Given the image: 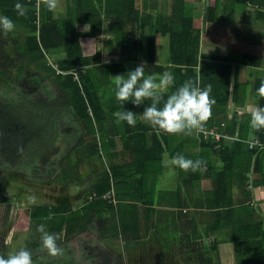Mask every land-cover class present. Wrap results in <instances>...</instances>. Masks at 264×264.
Wrapping results in <instances>:
<instances>
[{
  "label": "trees",
  "instance_id": "trees-1",
  "mask_svg": "<svg viewBox=\"0 0 264 264\" xmlns=\"http://www.w3.org/2000/svg\"><path fill=\"white\" fill-rule=\"evenodd\" d=\"M177 1L181 0H174ZM227 1L223 0V5ZM20 2L27 10L24 16H17L14 9L16 0H0V14L9 16L15 24L26 28L23 31L7 33L6 37L0 34V74L2 76L4 74L5 84L11 87L9 91L14 92L11 96L12 100H3L0 97L2 98L0 99V154L4 159L0 164V203H4L7 209L11 207L10 197L7 194L9 183L7 173L10 171L24 178L26 182L42 184L55 180L61 183L62 176L66 179L78 174L89 177L86 167L91 165L90 167L98 169L93 166L92 161H100L97 177L88 189V193L93 197L81 207L74 208L72 202L66 199L35 203L29 207L30 229L25 245L32 252L33 262L46 264L39 259L42 253H33L45 250L41 246V233L36 230L37 225H45V230L51 233H62L57 243L61 248H67L71 252L69 243L71 236L76 237L88 229L92 222H99L96 221L97 216H100L99 213L113 211L117 215L114 217L111 215L107 220L103 219L102 223L99 222L98 235L109 236L107 237L109 239H121L123 250L108 253L98 250L92 254L89 250H85L82 251L84 259L88 256L97 264H102V260H108V264H122L121 260H125V264H168L167 258L177 254L175 251L177 243L182 245L179 236L145 238L137 220L122 217L123 207L118 202V196H137V199L146 197L142 200V205L149 208L154 202L159 205V201L155 199L167 195V199L161 203L169 206L172 211L174 207L180 208L176 210L177 216L190 221L193 217L183 213L181 208L187 206L186 213L194 212V208L200 209V212L204 209L203 213L213 216L216 209L228 205V199L222 201L221 198L230 194L231 179L227 178L232 177L234 173L232 167H237L241 160L253 155L254 161L257 159V162H253V174L260 172V166L264 163L262 162L264 150L247 147L246 152L240 153L245 148L244 140L233 141L230 147V144L225 143L222 132L218 131L221 135L215 139L208 131L212 127L222 126L223 122L224 130L231 132L238 124L243 123L244 116L238 113H234L230 119L226 112L217 114L218 106H225L229 100L237 102L242 97L243 101L250 95L255 96L259 102H264V96H260L257 92L259 78L253 80L249 92L246 90L240 92L238 90L240 84L236 72L232 73L231 62L199 51L200 31L192 27L191 17L180 9L173 12V20L165 21L166 27L156 29L145 20L148 16L138 8L137 0H68L65 16L58 18L53 16V10L50 11L46 7V0H20ZM215 13L214 6L206 7L203 13L205 22L214 23ZM109 14L113 15V41L105 40L107 45H111L112 42L118 47L121 60L120 63H112L110 66H119L121 70L127 72L132 70L138 59L146 60L150 64L153 60L154 32L159 30L161 34L168 35L170 64L168 66L155 64L151 72L163 73L168 70L173 73L175 84L168 90L169 92L189 79L200 88L207 87L210 90V97L215 99V103L212 105L210 117L203 122L202 129L168 133L137 119L135 126L122 121L123 127L118 130L117 118L113 113L122 110L121 105L114 94L111 97L103 94V81H97L100 78L99 67L91 66L100 61L101 54L83 55L79 42L80 37L99 36L102 33L103 15ZM77 24H85L88 28L84 31L77 30ZM135 27L142 30L141 32L139 29L142 33L140 38L133 37ZM143 37H147L148 40L145 41ZM55 51H60L61 56L55 57L54 54L57 53ZM243 55L250 57L249 53ZM115 72L120 73L118 70ZM104 73L105 76L110 74L106 68ZM109 81L111 79L107 80V83ZM26 87L34 88L32 89L34 92L39 88L42 95L38 96L37 92L35 94L31 92L27 96L28 89L23 93ZM20 88L22 90H19ZM4 90L6 97L9 98L10 94L6 92V88ZM98 94L105 97L104 101L100 100ZM167 94L166 92L165 98ZM122 107L134 111L138 116L141 115L144 104L137 106L125 101ZM63 118L70 122L74 121L75 124L73 131H70L73 134L68 132L66 138H63L64 135L58 136ZM253 133L264 139V130H256ZM206 134L207 136H203ZM57 137L61 138L62 143L64 140L67 144L63 153L61 149L59 150L61 144L57 148ZM240 138L245 139L242 130ZM172 142L177 144L173 152L172 149L169 150L170 154L172 152L174 155L178 147L182 152L183 145L189 144V158L193 160L199 158L202 164L195 170L180 168L184 170L183 178L180 180V185L174 189L172 187L158 190L156 186L150 188L144 184L147 169L144 163L154 155V152L160 149L164 151ZM126 152L131 157L136 154L143 156V167L133 169V174L140 175L136 179L138 184L132 186L128 179L130 177H124V169L130 162L117 164L111 161L120 156L125 157ZM54 155L58 159L53 177L50 176L52 172H49L47 176L51 178L49 177L48 181L42 176L38 178L37 173H40L38 165L51 161ZM217 158L221 159L220 167L215 165ZM7 160L9 165L5 163ZM22 161L26 163L22 164ZM132 164L133 161L128 169ZM13 165L15 167L9 170L8 166ZM129 172L126 173L127 176L132 175ZM238 174L240 176L241 172ZM259 178L254 177L251 184H261L264 190V180ZM245 179L247 181L248 177ZM111 191L114 192V196ZM108 192L112 195L109 193L111 197L106 198ZM111 198L118 203L109 201ZM159 209L164 211L163 208ZM0 222V226L1 224L3 226L0 228V255L6 256L7 244L4 239L8 226L7 218ZM135 225L136 233L129 234L128 230ZM175 226L166 223L164 230L169 233ZM159 228L162 229L161 226ZM118 234H121V237L116 236ZM131 241H138V251L133 252V247L127 244ZM205 245H208V248L205 247L204 260L196 264H213L214 255L211 249L215 245V240L207 241Z\"/></svg>",
  "mask_w": 264,
  "mask_h": 264
},
{
  "label": "crops",
  "instance_id": "crops-1",
  "mask_svg": "<svg viewBox=\"0 0 264 264\" xmlns=\"http://www.w3.org/2000/svg\"><path fill=\"white\" fill-rule=\"evenodd\" d=\"M60 3L62 4L61 8L64 10L61 12V15H58L59 11H57V6H59ZM223 3V0H181L177 2H174V0H137L138 8L148 16L145 20L150 23V26H153L156 29L166 27L164 23L165 21L170 22L173 20L174 11L180 9V11L189 15L191 17L192 27L200 31L199 51L203 54L216 55L220 57V59H228L233 66L232 73L233 71L236 72V78L240 84L238 90L240 92L243 90L249 92L253 80L264 74V0H228L224 5ZM67 6L68 0H56V8L53 10V16L56 18L64 17ZM210 6H214L216 11V21L214 23H212V21L205 22L203 18L205 8ZM112 16L113 15L111 14L107 16L103 15L102 33L99 36L79 38L83 55L89 56L101 54L100 61L91 66L92 68L99 67L98 77L100 78L97 79V81H103V94L109 97L114 94L112 87L113 78L111 75L127 74V71L121 70L119 66H110L112 63L121 62L118 47L112 44V42L111 45H107L105 40L110 39L113 41ZM76 28L77 30L84 31L87 30L88 26L85 24H77ZM139 29L140 28L138 27L133 29V37L140 38L142 36V33H140L142 30L140 29L139 31ZM153 37L152 62L149 64L146 60L138 59L133 67L134 69L137 65L143 63L145 74L151 72L152 66L155 64H164L165 66L170 64L168 61V35L161 34V31L156 30ZM143 38L145 41L148 40L147 37ZM230 49L235 50L236 54L239 53V56L235 58V60H230V58H233ZM55 52H57L54 54L55 57L61 56L60 51ZM244 53H249L250 57H243ZM105 68L107 69V72H110L107 76H105L104 73ZM116 70L120 71V73L115 72ZM110 79L111 81L107 83V80ZM244 86H246V89ZM98 96L101 101H104L105 97L103 95L101 96L98 94ZM241 98L242 97H240L237 102L229 100L225 106H218L217 114L226 112L227 117L230 119L234 113H238L244 116L242 117L243 123L238 124L237 128L231 132H226L224 130L225 124L223 122L222 126L218 125L210 129H214L217 133L218 131L220 133L222 132V137L225 143L230 144V147L233 141L244 140L245 148L241 150L240 153L246 152L248 148L264 150V139H260L253 133L256 130H264V125L254 128L249 122V106L254 100H256V102H259V100L255 96L250 95L245 97L243 101ZM224 108L226 109L224 110ZM138 119L141 122L144 121L140 114L138 115ZM65 120L67 119L63 118V122L58 130V135H64V138H66V123L70 124L68 132L71 130L73 131L75 128L74 121L70 122L68 120L67 122ZM116 123L119 127L118 130L122 129V121L116 119ZM241 130L244 132L245 139L240 138ZM70 134H72V132H70ZM203 136H207V134ZM219 143L221 146V142ZM176 144L177 143L174 142L169 143L167 149L164 147V151L160 149L157 152H154V155L150 156L145 161L144 166H147L144 175L145 185H148L150 188L156 186L158 190L172 187V189H174L177 185H180L184 170H180V167L173 164L172 158L176 154H183L186 158H189L190 146L189 144L183 145L182 152L178 147L176 153L172 155ZM217 146H219V144H217ZM170 149H172L171 154L169 153ZM124 156L125 157L120 156L114 158L111 161L117 164H126L127 162H130L131 164L133 161L131 168L128 169L130 164L125 167L124 177H130L128 179L131 181L129 182L131 183V186L136 185L138 184L136 179H138L140 175L138 173L133 174V169H140L143 167V156L141 154H136L134 157H131L128 152H126ZM216 160L217 162H215V165L220 167L222 165V162H220L221 159L218 160L217 158ZM241 161L242 162L237 164V167H232V170L234 171L232 177L227 178L231 179L229 183L230 194L221 198L222 201L228 199L229 204L216 209L213 216H208L206 212L203 213L204 209L200 212V209L194 208V212L186 213L185 209L188 210V207L186 206L181 209L183 213L193 217V220H184L176 214L180 208L174 207L172 208V211L169 206L161 203L167 199V195L161 199H155V201H159V205L157 202H154L149 205V208H145L142 205V200L146 197L142 196L141 199H137V196L128 195L118 196V202L120 206L123 207L122 217L137 220L138 224H140L139 227H142L143 229L142 231L145 238L179 236L182 245L180 246V243H177V248L175 250L177 254L172 258H167L168 264H196L197 262H203L205 255L204 252L206 250L205 247L208 248V245H205V243L212 239L215 240V245L213 246V249H211L214 255L213 264H264V190L261 184H251L254 177H260L259 179L264 180V174H262L264 173V163L260 166L261 171L253 174V162H257V159L254 161V156L251 155ZM92 162H94L93 166L98 169L90 167V165L86 167V170L89 173V178L93 182L99 172L98 164L100 161L94 160ZM104 165L106 164L104 163ZM129 170L132 171L129 172ZM128 172L132 175L127 176L126 173ZM238 172H241L243 177H241V175L239 176ZM84 177L85 176L82 175L73 177V183H80L81 180L86 181ZM245 177H248L247 181ZM64 182L65 181L61 182V184L59 183L57 186L62 185ZM89 187L86 190L82 189V187H76L75 189L74 187H70L71 193H68L61 199H66L72 202L74 208H79L85 202L90 201L93 197L91 196L92 194L90 195L88 193ZM111 192L114 196V192ZM103 199L106 198L103 197ZM109 201L117 202L113 198L109 199ZM159 208H163L162 210L164 211H161ZM190 208L191 207H189V209ZM183 213L181 214L183 215ZM99 214L100 216H97L96 221H99L100 223L103 222V219L107 220V218H110L111 215L113 217L117 215L113 211L101 212ZM99 222H92L89 225L88 229L93 228L91 230L92 232L90 231V235L94 236L95 240H89L86 243L84 242L85 244H83L82 241L83 246H88L94 250H100L106 253L115 250H123L124 247L122 246L121 239H109L107 238L109 236L105 237L104 235L99 237L97 231ZM166 223L168 225L176 226L168 233L166 232V229L164 230ZM160 226L162 229L159 228ZM136 229L137 227L135 225L131 230H128V233L135 234ZM207 232L209 235H207ZM83 233L77 236L81 237ZM116 236L121 237V234ZM71 238L72 239L69 243H73L72 240L75 237L71 236ZM193 242H196V244ZM137 243L138 241H131L127 244L133 247V252H135L138 251ZM62 250L65 251L66 249ZM85 250L88 251L89 249H82V251ZM180 250L183 251V253ZM190 250L192 251L190 252ZM55 261L60 262L59 257L54 258V262ZM89 261L93 262L94 260L89 259ZM45 262L46 264H52L51 259ZM120 262L122 264L126 263L125 260H121ZM101 263L108 264V260H102Z\"/></svg>",
  "mask_w": 264,
  "mask_h": 264
},
{
  "label": "clouds",
  "instance_id": "clouds-1",
  "mask_svg": "<svg viewBox=\"0 0 264 264\" xmlns=\"http://www.w3.org/2000/svg\"><path fill=\"white\" fill-rule=\"evenodd\" d=\"M46 7L52 11L56 8V0H46ZM17 16H24L26 8L20 0L14 4ZM15 22L7 15L0 14V34L13 33ZM112 76L113 92L115 99L121 105V109L113 113L118 121H126L130 126L137 123V114L122 107L125 101L133 105L144 104L141 118L150 123L157 130L168 133H179L185 130L202 129L205 122L211 115L212 105L215 99L210 97V90L200 88L192 80H185L168 90L175 84L173 73L148 72L145 74V67L142 64L127 72L126 75L116 74ZM257 92L264 96V74L259 77ZM168 93L165 98V93ZM148 101V103H144ZM249 122L254 128L264 125V102L254 100L249 106ZM173 164L188 170H195L201 166L202 161L186 158L183 154H176L172 158ZM43 224L37 225V231L41 233V246L52 254L62 252L58 245L62 233H51L45 230ZM0 264H34L31 251L26 247H19L7 256L0 255Z\"/></svg>",
  "mask_w": 264,
  "mask_h": 264
},
{
  "label": "rangeland",
  "instance_id": "rangeland-1",
  "mask_svg": "<svg viewBox=\"0 0 264 264\" xmlns=\"http://www.w3.org/2000/svg\"><path fill=\"white\" fill-rule=\"evenodd\" d=\"M61 6H62L61 3L59 4V6H57V8H58L57 11H59L58 15H61V12L64 10L63 8H61ZM15 25H16V27H15L14 31H16V30L23 31L26 29L24 26H22L20 24H15ZM6 34L7 33L1 34V36L6 37ZM230 51L233 54V58H230V60H235V58H237L239 56V53L236 54L235 50H232V49H230ZM10 74H12L11 71H10ZM10 78H12V77H10ZM12 81L13 80L11 79L10 82H12ZM16 84L17 83L15 82V85ZM5 88H6V92L10 94L9 98H7L5 95V90H4ZM9 88H11V87L8 86L7 84H5L4 74H3V76L0 74V97H2L3 100L4 99L5 100L6 99L12 100L11 96H13L12 94L14 92L9 91ZM24 89H23V93L27 92V89H28L27 96L29 94H31V92H34L32 90L34 88H31V87L30 88L26 87V89L25 90ZM36 89H37V91H36L37 95L41 96L42 93H40V89L39 88H36ZM19 90H22V88H20ZM36 92H34V94ZM44 96L47 97V95H44ZM2 98H0V99H2ZM235 104H237V103H235ZM65 121H67V120H65ZM69 125H70L69 123L68 124L66 123V125H65L66 126V134L69 131ZM60 140H61V138L57 137V141H58L57 148H58L59 144H61V148H59V150L61 149V151L63 153L66 150L65 147L67 144H65L64 140H62L63 143ZM56 155L59 156V154H56ZM56 155H54L52 157L51 161H48L45 164H39L38 165V171H40V173L39 172L37 173L38 178H40V176H42L43 178H45V181H48V178L50 176L53 177L54 170L57 169L56 161H57L58 157ZM71 158H72V156H71ZM1 162L3 163L4 159L0 154V164H1ZM5 163L7 165L10 164L8 160ZM24 163H26V161H24L22 164H24ZM18 165H20V164H18ZM14 167H15V165L8 166L9 170H11L10 168L13 169ZM44 171H46L47 173L43 174ZM7 172H8V170L6 171V173ZM49 172L50 173L52 172V173L48 177L47 174H49ZM7 177H8L7 180L9 182L7 185V194L10 197L11 207L7 209V207L5 206L4 203H2V204L0 203V221L2 219L4 220V218L6 217L7 222H8V226L6 227V231H5V239H4L6 244H7V246L5 248L6 249V256L8 254L14 252L15 249L25 245V243H26L27 234H28V231L30 229L28 227V225H29L28 210H29V207L31 205H33L35 203L54 201V199L55 200L61 199L65 195H67L68 193H71L70 187L71 188L74 187V189L76 187H82V189L86 190L91 185V182H92V180L89 177L85 176L84 178L86 181L81 180L80 183H73L74 182L73 177H76V175L75 176L71 175L67 180H66V178H64V176H62L63 177L62 182L65 181L68 183L64 182L62 185H59V186H57V185L60 182L55 181V180L49 181V183L43 182L42 184H38L36 182H30V181L26 182L24 178H22L19 175H15L14 172H12V171L7 173ZM1 227L3 228L2 224H1L0 228ZM92 229H88L85 233H83L81 235V237L76 236L72 240L73 243H70V247L72 248L71 252L69 251V249L65 248L67 251L62 250L61 253L56 254V255L50 254L47 251V249H45V251L40 250V251H36L33 253H37V254L42 253V255L39 257V259H42L43 262L46 260H49L51 258L52 264H89V263L97 264L96 262H90L89 261V259H91L90 257L86 256V259H88V260H86L82 256V249H84V248L89 249L91 254H92V252L97 251V250H94L88 246H86V247L83 246V244H85L87 241L95 240L94 236L90 235L92 232L91 231ZM82 241H83V244H82ZM26 246L27 245H25L24 247H26ZM28 249H30V248H28ZM52 257H54V258L59 257L60 262H57V261L54 262V258H52ZM36 264H37V262H36Z\"/></svg>",
  "mask_w": 264,
  "mask_h": 264
},
{
  "label": "built area",
  "instance_id": "built-area-1",
  "mask_svg": "<svg viewBox=\"0 0 264 264\" xmlns=\"http://www.w3.org/2000/svg\"><path fill=\"white\" fill-rule=\"evenodd\" d=\"M74 78H75V79L77 78L76 74L74 75ZM208 132L211 133V134H213L215 139H218L219 136H220V135H219L214 129H210ZM105 197H106V198H109V197H111V196H110L109 193H107V194L105 195Z\"/></svg>",
  "mask_w": 264,
  "mask_h": 264
}]
</instances>
